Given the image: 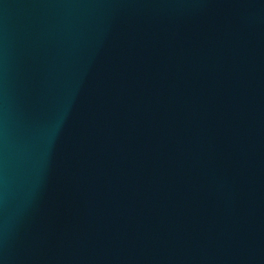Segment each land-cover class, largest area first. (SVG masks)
Here are the masks:
<instances>
[{"label": "water", "instance_id": "water-1", "mask_svg": "<svg viewBox=\"0 0 264 264\" xmlns=\"http://www.w3.org/2000/svg\"><path fill=\"white\" fill-rule=\"evenodd\" d=\"M0 264H264V0H0Z\"/></svg>", "mask_w": 264, "mask_h": 264}]
</instances>
